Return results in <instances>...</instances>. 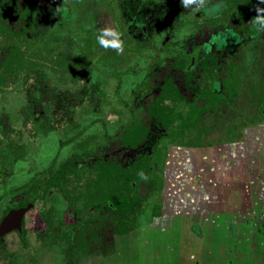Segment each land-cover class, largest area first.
I'll return each mask as SVG.
<instances>
[{
    "label": "rangeland",
    "instance_id": "1",
    "mask_svg": "<svg viewBox=\"0 0 264 264\" xmlns=\"http://www.w3.org/2000/svg\"><path fill=\"white\" fill-rule=\"evenodd\" d=\"M161 2L142 0L136 8L132 7V11L129 5H133V0H0L2 25L14 30L26 25L29 33L27 37L16 40L15 43L19 45L16 56L21 59L18 65L12 64L9 68L1 64L8 45L5 36L0 35V196L6 189H14L17 194L18 188L27 180L36 184L44 182L52 176L45 174L46 170L51 168L52 172H56L57 165L69 157L83 158L93 152L108 154L114 151L118 143L115 139L111 143L107 136L113 135L121 123L131 118L130 111L122 101L136 108L137 118L145 115L146 106L153 100L136 98L142 94L138 89L141 81L149 79L145 69L150 61L149 55L155 53L147 42L150 25L145 24V20L151 6ZM171 2L168 4L170 13L183 11L180 0ZM105 28H113L120 33L124 46L122 55L111 47L105 49L99 44L97 37L102 35ZM104 38L115 39L112 36ZM169 52L164 50L160 55H172ZM249 58L259 59L256 54ZM250 70L253 78L260 77L264 72L256 65ZM122 72L125 75L118 84L116 74ZM116 87L118 95L115 93ZM252 87L256 89L253 95L259 94L261 88L255 79ZM245 101L236 102L243 108H237L233 120L225 112L217 113L225 118L206 114L203 123L211 131L209 136H199L191 131L187 138L181 140L183 142L175 141L177 144L205 147L199 153L195 147H190V151L197 160L201 155H207L206 162L210 167V155H217L214 151L218 146L243 141L247 124L264 122V106L254 103L249 108ZM34 111L43 112L35 123L31 121ZM204 126H199L200 132L204 131ZM229 128L236 132L233 139L226 133ZM169 147L167 158H164L161 166L162 172H159L165 187L152 190L149 183L137 185V193L142 199L140 207L144 212L143 216L134 217L135 228L131 231L115 236L105 245V240L90 244L88 234V245L84 248L76 247L75 242L70 245L71 242L65 237L48 241L47 236L51 233L46 214L53 221L52 230L58 233H69L81 223L80 219L97 217L95 210L85 208L88 201L86 189L93 178L84 165L82 169L80 167L81 171L72 176L70 184L63 186L68 196L57 188L44 194L48 207H40L38 203L28 217L23 239L11 233L0 241V264H6L1 257L4 248L14 254L9 264H193L187 255L196 251L197 243L186 244L192 237L186 227H190V219L184 225L182 221L181 228L176 232L187 237L183 239L182 249L186 254L180 255L182 259L178 255L176 257L178 252L175 251L180 249L178 245H172L171 249L162 247L160 251L157 244L152 242L164 233L167 236L166 232L160 231L161 227L168 226L164 219L171 220L173 225H178L181 219L186 220L184 213L174 217L178 207H173L172 199L177 190L172 180L169 182V177L173 174L172 160L176 149L172 147L169 150ZM155 148L149 144L147 153L151 151L150 155H154ZM165 160L168 161V174L163 171ZM155 169V165H150V179ZM191 176L187 174L189 187L197 183L195 178L191 183ZM101 192L105 193L104 190ZM111 195L117 196V192ZM70 200L76 207L68 206ZM6 204L7 200L0 202V215ZM156 205L160 207L159 213ZM106 216L95 218L105 232L112 224L110 217ZM193 217L196 220V215ZM40 219H44V222H40ZM144 220L149 224L144 228L138 227V221L146 224ZM152 222H156L155 230L154 226L150 230ZM96 227L92 225L88 231H94ZM144 239L147 240L144 242ZM172 249L175 253H171Z\"/></svg>",
    "mask_w": 264,
    "mask_h": 264
},
{
    "label": "flooded vegetation",
    "instance_id": "2",
    "mask_svg": "<svg viewBox=\"0 0 264 264\" xmlns=\"http://www.w3.org/2000/svg\"><path fill=\"white\" fill-rule=\"evenodd\" d=\"M161 1V3L151 6L152 9L145 20V24L150 25L148 33L150 38L149 40L147 39V42L149 47H151L155 53L154 55H149V64L145 66V69L149 73V79L146 82L141 81L138 89L142 94L140 96L138 95L136 99L153 101L164 99L167 103L170 102L171 105L173 99H198L201 101L208 99L228 100L229 102L231 101L228 112H232L235 116L237 108H243L236 106L237 100H246L245 104L251 108V102L247 103V101L253 99L252 84L255 79L258 86L261 88L259 94L257 93L256 96L261 97L263 100L261 106H264V72L260 77L253 78L252 70H250L253 68V65L259 66L264 70V31H258L252 22V17L256 15L255 7L258 4V0H205L203 7L197 9L196 5H190L188 8L183 7V11L177 14H172L168 11V4L169 2L171 4L172 0ZM141 2L142 0H133V5H129V8L133 11V9ZM259 6L264 7V4H260ZM169 7L171 6L169 5ZM131 15L133 14L131 13ZM164 50L166 52L170 50L169 53H172V55L168 54L167 57H162L160 52ZM255 54L259 58L258 60H252L249 58L250 55L253 57ZM123 75H125L124 72L116 74L118 84L122 82ZM95 77L96 74L94 73L93 78ZM172 85H175L177 90L174 91L171 87ZM115 93L118 95L117 87L115 88ZM117 98L119 101H122L118 96ZM122 102L129 111L132 108V111H130L131 118L126 122L121 123L113 135L107 136V140L111 141V143L114 139L116 140V144L118 143L114 151H111L108 154L93 152L83 158L76 156L69 157L67 160L57 165L56 172H52L51 168H48L45 174H51L52 176L44 182L36 184L27 180L20 186V188H18L19 192L17 194L14 193V189H6L3 191L0 196V202L7 200V204L3 206L4 210L0 215V222L12 210H18L21 208H27V210L22 216L20 227L0 236V241L11 233H16L20 239H23L27 228L28 217L32 215L31 213L35 207H37L38 203H40V207H48L45 203L44 194L52 188H57L59 192L62 191L64 195L68 196L66 194L67 191L63 186L70 184L72 176L81 171L82 167L85 166H87L85 169L87 168L90 170V175H92L93 178L86 189L88 201L85 204V208H92L95 210L97 212V217L103 215L110 217V224L112 223L110 225L111 227L109 226L105 232V229H101V226L97 223L98 220L95 219L97 217H87L85 219H80L81 223L74 226L69 233H58L52 230L53 221H51L52 219H50V216H47L46 214V221L49 224V233H51V235L47 236V238H49L48 241L65 237L64 239H67L69 243L71 242L70 245L73 244L72 242H75L76 245H74L76 247L84 248L88 245V234H90V244H92L93 241H95L94 243L97 241L102 243L105 240L106 242L103 243L104 245L107 244L109 240L114 239L115 236L122 235V233H115V229L120 223L113 216L114 214L106 209L101 210L102 208H99L107 207L99 202H103L108 196L107 193H109L106 181L104 182L103 180L101 186H97L98 184L96 183V169L107 168L102 164L100 161L101 159L99 158L103 157L102 159L108 161V163H119L122 168L124 167L130 171V165H132L141 154H146L150 158H153L154 155H150L151 151H149V154L147 153V147L149 144L156 147V144L154 143H156L157 140L162 139V134L167 137V134H165L167 131H165V129L160 127L156 128L153 123H151L147 138L142 145H139L137 148H125L122 145V136L125 131V125L132 120L133 115V117H137V111H135L136 108H133V106L126 105L124 101ZM152 102L150 104H152ZM132 112H134L133 115ZM146 112L147 106L145 113ZM219 112L222 113L221 110H219L218 113ZM262 112L264 113V110H262ZM42 115L43 112L37 113L34 111L31 121L35 123ZM233 118L234 117H231L232 120ZM203 122H201L202 127L204 126ZM24 124L26 125L27 122ZM259 124H264V122L258 124L251 123L250 125L247 124V126L245 125L244 133L246 129ZM198 125L200 126V124ZM199 126L191 128L190 130L196 132L199 136H209L208 134L211 133L210 129L204 126V128L209 129L207 130L206 135L205 132H200ZM169 127L174 128L175 126L172 124ZM156 132L157 134H155ZM189 133L190 132H188L184 138H187ZM226 133H228V136L231 139H233L236 134L235 130H232L231 128H229ZM199 136L197 138H199ZM166 139H168V143L166 144V156L164 158H167V148L169 145V150L172 147L176 149L174 150V160H172V163L174 161L173 174L170 176L171 178L169 177V182L172 180L171 183L176 186L177 191H175L176 196L172 199V201L174 200L173 203H171L173 204V207H197L198 200L196 192L199 182L198 174L204 169L205 165L203 159L205 154L201 155L199 160H197L192 154L193 151H190V147H195L198 153L199 151H203L205 147L203 148L199 144H177L176 141L178 140H171L170 137H167ZM231 144L233 143L231 142ZM99 163L102 165L98 166L97 164ZM151 165L154 166L155 164ZM167 165L168 161L165 160V168L163 170L165 174H168ZM187 170H189V174L192 175L191 183L193 178H195L197 182L190 186L192 190L190 196L188 195V172L183 176L181 174L182 171L186 172ZM6 174L10 175L11 173ZM101 177L104 179V175ZM31 186H33V189L30 188ZM163 186L165 187L162 183V187ZM177 187H180V189ZM150 189L153 190L155 187L153 188L151 185ZM102 190H104V194L101 192ZM179 190H181V194L184 193L183 199H180L179 195L181 194H179ZM170 198H172V195ZM69 202V207H76L75 203H71V200ZM72 214L74 215V212H72ZM193 216L194 215L191 216L192 219L190 218V227L186 226L187 230L193 237L190 238V244L192 245L196 244V240L200 238L199 220H195ZM43 220L44 219H40V222ZM164 221L165 224L167 221L168 226L165 228L161 227L160 231L167 233V231L172 228L173 224L171 223V220L168 221L164 219ZM182 221L183 225L187 223V219H181L179 224L176 226L174 225L173 227H175L176 230L181 228ZM144 222H146V224H142V222L138 221V227L144 228L149 224V222L145 220ZM154 223L156 222H152L150 230L152 226H154L153 229L155 230L156 225ZM131 224L132 227L135 228L134 222ZM92 225L97 227L94 231H88ZM108 230L110 231V235L107 233ZM129 231H131V229ZM154 237L155 236L150 237V239H153ZM174 239L177 242H174ZM183 239H187V237L184 238L181 235H167L161 237L158 236L154 238L152 242L157 244V249L160 251H162V247L171 249L172 245H178L180 249L175 252H178L176 257L178 255L180 258L181 254H186L182 249L184 245L183 242H185ZM193 239L195 241H192ZM146 240L147 239H144L143 241L145 242ZM1 252L2 259L6 264H9L11 262V257H13L14 254L7 251L5 248L2 249ZM175 252L173 250L171 253ZM179 263H181V261Z\"/></svg>",
    "mask_w": 264,
    "mask_h": 264
},
{
    "label": "crops",
    "instance_id": "3",
    "mask_svg": "<svg viewBox=\"0 0 264 264\" xmlns=\"http://www.w3.org/2000/svg\"><path fill=\"white\" fill-rule=\"evenodd\" d=\"M214 152L210 167L204 155V169L198 172L197 207H178L174 214L199 220L197 249L188 259L193 264H264V124L246 129L243 141ZM173 226L168 236L178 235ZM190 238L187 244L192 245Z\"/></svg>",
    "mask_w": 264,
    "mask_h": 264
},
{
    "label": "trees",
    "instance_id": "4",
    "mask_svg": "<svg viewBox=\"0 0 264 264\" xmlns=\"http://www.w3.org/2000/svg\"><path fill=\"white\" fill-rule=\"evenodd\" d=\"M2 34L5 36V43L8 45V48L1 64L4 63L5 68L11 67L12 64L18 65L21 58L16 56L19 51V45L15 42L22 37H27L26 35L29 34L26 25L21 26L18 30H14L10 27L3 26L0 22V35ZM171 87L174 91L177 90L175 85ZM252 92L253 94L256 92L254 87ZM252 98L253 99L248 101L251 102V104H262L261 97H256L255 94ZM230 102L220 99H208L203 101L198 99H173L171 105L170 102L167 103L164 99H157L147 106V112L142 118L133 117L134 112H132V120L125 125L122 145L129 149L137 148L139 145H142L147 138L151 123H153L156 128L160 127L165 129V131H167L165 134H167V137H170L171 140L177 139L179 142H183L181 140L184 139L188 132H191V128L198 127V124L201 125V122L206 118V114H211L213 116L221 110L223 114L225 112L227 116L234 117L232 112H228ZM238 102H240V100H237V103ZM236 106L239 107L238 104ZM131 109L130 111H132ZM223 114H217L216 116L225 118ZM172 124H174V128L169 127ZM203 129V132H207L208 130L206 128ZM167 137L163 136L162 139L156 141V151L153 158H150L146 154H141L138 159L130 165V171L124 167L122 168L119 163H108V161L102 159L103 157L99 158L102 164L107 168L96 169V183L98 184L97 186H101L103 183L102 181H106L110 193H108L109 195L103 202H99L107 207L99 208H102L101 210L106 209L113 213V216L119 221L120 224L116 227L115 233H128V231L133 228L131 223L134 222V217L143 216L142 212L144 211L141 210L142 208L140 207L142 199L141 195L137 193V185L141 182H145L146 184L149 183V187L152 185L153 188L157 187V189H161L163 179L160 177L159 172H162L161 166L166 156ZM102 164L99 163L97 165L100 166ZM151 164H155L156 169L153 172L154 177L150 179L148 170ZM102 175H104V179H102ZM30 188L33 189V186ZM113 191L117 192V196L111 195ZM159 211L160 207H158L157 213H159Z\"/></svg>",
    "mask_w": 264,
    "mask_h": 264
},
{
    "label": "clouds",
    "instance_id": "5",
    "mask_svg": "<svg viewBox=\"0 0 264 264\" xmlns=\"http://www.w3.org/2000/svg\"><path fill=\"white\" fill-rule=\"evenodd\" d=\"M180 3L184 8H188L190 5H196L197 9H199L204 6L205 0H180ZM260 4H264V0H258V4L255 7L256 15L252 17V22L258 31H264V7H260ZM105 36H112L115 37V39L108 40L104 38ZM97 39L99 44L105 49L111 47L116 50L118 55L123 54V41L120 39V33H118L115 29H103L102 35L98 36Z\"/></svg>",
    "mask_w": 264,
    "mask_h": 264
},
{
    "label": "water",
    "instance_id": "6",
    "mask_svg": "<svg viewBox=\"0 0 264 264\" xmlns=\"http://www.w3.org/2000/svg\"><path fill=\"white\" fill-rule=\"evenodd\" d=\"M31 206V205H29ZM29 208V207H28ZM27 208L10 211L0 222V236L20 227L22 216Z\"/></svg>",
    "mask_w": 264,
    "mask_h": 264
}]
</instances>
